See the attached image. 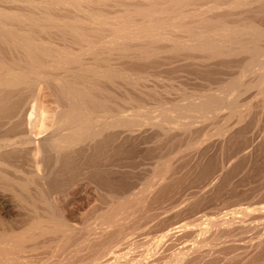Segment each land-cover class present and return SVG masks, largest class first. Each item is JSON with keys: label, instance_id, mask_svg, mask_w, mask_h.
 I'll return each mask as SVG.
<instances>
[{"label": "bare ground", "instance_id": "bare-ground-1", "mask_svg": "<svg viewBox=\"0 0 264 264\" xmlns=\"http://www.w3.org/2000/svg\"><path fill=\"white\" fill-rule=\"evenodd\" d=\"M263 110L264 0H0V264H253L264 239L232 236L264 205L188 229L163 218L232 187L229 167L251 156L248 119ZM233 137L236 162L199 166L215 138ZM188 159L200 177L179 184ZM159 215L139 254L137 225Z\"/></svg>", "mask_w": 264, "mask_h": 264}, {"label": "rangeland", "instance_id": "rangeland-1", "mask_svg": "<svg viewBox=\"0 0 264 264\" xmlns=\"http://www.w3.org/2000/svg\"><path fill=\"white\" fill-rule=\"evenodd\" d=\"M251 92L253 93H255V90H253V91H250L249 93L247 92V93H245L242 97L244 98H241L242 99V101L243 100H248V99H250V95H251ZM253 93V94H254ZM252 94V95H253ZM251 95V96H252ZM42 99L44 98L43 96L41 97ZM264 111V110H263ZM256 112L250 119H248L249 121H250V123H255L256 125H253V124H250V126L249 127H247V129H246V131H245V133H244V137L248 140H246L245 142H247V143H245V142H243V143H245V145H247V144H252L253 145V147L251 146L250 148L248 147V149L247 150H249V152L248 153H250L251 154V156H250V154H249V156H250V158H251V160H250V162H249V160L248 159H250V158H247L248 157V155H247V160L245 161L246 162V164H245V162H244V164L243 165H241L240 167H238V163H239V161H237V159L236 158H234L233 156H232V154H233V152H234V149L236 148V145L233 143V142H235L236 140V142H238V140H240V138L239 137H233V138H231V139H235V140H231L230 139V141L234 144H232L230 141H228L227 143L229 144V142H230V144L232 145L231 147L233 148L234 146H235V148H233V149H231L230 148V146H228L229 148H227V147H225V146H227L228 144L227 143H225V144H227V145H225V146H223L222 148L220 147V145H219V140H217L216 138H215V144H213V145H216V146H212V147H214L213 148V150L211 149V147L207 150V152L209 153H205L204 154V156H207V157H204L203 156V161H204V163H202L201 164V162L199 163L200 165L199 166H201L202 165V167L203 166H206L207 164H209V165H207L208 167H210V169L211 168H213V169H211V170H216V168H218V165H220V163H221V161H220V163H219V159H223V156H231V157H229V158H232L231 159V161H230V159H229V161L228 162H232V161H237V163H234L235 164V166H232V165H234V164H231V166L229 167V170H232V169H235V172H234V170H232V171H229L228 172V176H230V177H232V178H230V177H228L229 179H231L232 180V182H229V181H231V180H227V177L224 179V180H221V182L222 183H226V182H229V184H231L232 183V187L230 188V189H221V190H219L216 194H214V195H211L210 194V196H208V195H206V196H201L200 197V199H202V197H203V199L204 200H201L200 201V199H199V202L198 203H196L195 205H194V207H193V211H195L194 212V214L195 215H193V211L191 212V213H189L188 214V212L186 213L185 212V214H184V212H178L180 215H178V216H173V215H177L178 213L176 212L175 213V208L174 209H170V207L172 206H170V207H168L169 209L167 210L169 213H167V211L166 212H164L167 216V218L165 217V214L164 213H162L161 214V217H165V218H163V223H164V221L166 222V220L169 218V216H170V218L167 220V222L169 223L170 221V223H172V221L174 222V220L175 219H177V221L178 220H180L181 222H183V223H187V229L188 228H192L193 227V225L194 224H196V223H199V222H204L203 223V225L207 222V220L209 219V216H210V218H215V215H216V217H218V216H220V215H223V211L225 212V211H228V210H231V209H234V208H238V207H240V204H241V207H248L249 209L250 208H252V207H259V206H261V205H264V147H262V144L264 145V139L263 140H261L262 138L260 137V135L261 134H263V129H264V112ZM260 114V115H259ZM256 115V116H255ZM258 115V116H257ZM43 115H41L40 116V118H39V120H40V122L39 121H37L38 122V124L39 123H41L42 121H41V119L43 120V117H42ZM257 118V119H256ZM260 118V119H259ZM261 123V124H260ZM36 125H37V123H36ZM252 125V126H251ZM41 126V124L38 126H36V128L34 129V132H37L38 130L37 129H39V127ZM249 128V129H248ZM248 130V131H247ZM252 130V131H251ZM256 130V131H255ZM260 133V134H259ZM248 136V137H247ZM243 137V136H242ZM243 137V138H244ZM238 138V139H237ZM256 140H255V139ZM261 138V139H260ZM252 139V140H251ZM258 139H260V140H258ZM212 140H213V138H212ZM217 140V141H216ZM254 140V141H253ZM251 141H253V142H251ZM257 141V142H256ZM258 141H260L262 144L260 145L259 144V142ZM211 142L213 143L214 141H210V144L209 145H211ZM235 142V143H236ZM256 142V143H255ZM217 143V144H216ZM239 143V142H238ZM259 144V148H261L260 150L258 149V148H256L255 146H254V144ZM237 144V143H236ZM257 144V145H258ZM217 145H218V147L220 148H215V147H217ZM261 146V147H260ZM251 148H253V149H251ZM255 148H256V150H255ZM219 150L220 152L223 150L224 152H226V154H228L229 153V150H230V154H228V155H226L223 151V153L221 152H219V151H217V150ZM224 149H226V151L224 150ZM228 149V150H227ZM258 149V150H257ZM251 150H253V152L251 151ZM215 153H214V152ZM233 151V152H232ZM260 151V152H259ZM254 153V154H252V153ZM206 154H208V155H206ZM213 154V155H212ZM221 155V156H218V155ZM260 154V155H259ZM220 157V158H219ZM210 158V159H209ZM224 158H226V157H224ZM201 159V160H202ZM216 159V160H215ZM227 159V158H226ZM189 160V159H188ZM200 160V161H201ZM258 160V161H257ZM190 161V162H189ZM189 161H187V163L188 164H190L192 161H191V159L189 160ZM202 161V162H203ZM216 161V162H215ZM186 162V161H185ZM249 162V165H247V163ZM216 163V164H215ZM241 163V162H240ZM187 164V165H188ZM194 164V161L191 163V165H190V167H189V165H188V167L186 168L185 166V169H187L188 170V168L190 169L191 168V171H189V172H187L188 174H190V176L186 173L185 175H184V178L182 177V179L179 181L178 180V182L177 183H182V181H183V183L184 184H187V183H196V181H197V179L200 177V176H198L199 174H197V173H199L198 172V170H199V166L198 167H193L192 165ZM183 167V168H184ZM192 167L195 169V170H193L192 169ZM235 167V168H234ZM40 168V169H39ZM232 168V169H231ZM239 168V169H238ZM240 168L242 169L241 170V172L242 173H240L239 171H240ZM38 169L39 170H41L42 169V167L39 165L38 166ZM198 169V170H197ZM193 170V171H192ZM197 170V171H196ZM196 171V172H195ZM190 172H195V174L194 173H190ZM231 172V173H230ZM232 172H233V174H232ZM251 172V173H250ZM237 173H238V175H237ZM244 173V174H243ZM231 174V175H230ZM241 174V175H240ZM262 175V176H261ZM185 176L187 177V178H185ZM235 177V178H234ZM190 178V179H189ZM192 178V179H191ZM186 179V180H185ZM237 179V180H236ZM239 179V180H238ZM261 179V180H260ZM186 181V182H185ZM214 181H215V179H214ZM226 181V182H225ZM235 181V182H234ZM254 182V183H253ZM221 183V184H222ZM244 183V184H243ZM224 184H222L223 186H221L220 185V187H226V185H227V187L226 188H229V186H231V185H229L228 183H226L225 185ZM229 185V186H228ZM247 185V186H246ZM239 186V187H238ZM255 187V188H254ZM241 190H243L242 192H241ZM253 190V191H252ZM190 191L191 190H186V191H183V192H179V193H175V194H173L172 196H171V198H170V201L171 202H169V203H172L173 201L175 202H178V201H181L182 199H184V198H186V197H190L189 196V193H190ZM228 191H229V193H228ZM230 192H232V193H230ZM237 192V193H236ZM225 193V194H224ZM234 193V194H233ZM221 194V195H220ZM227 194V195H226ZM243 194V195H242ZM253 194V195H252ZM240 195L241 196H243V197H240ZM249 195V196H248ZM246 196V197H245ZM220 197V198H219ZM230 197V198H229ZM233 197V198H232ZM166 199L165 200H167V198H168V201H169V197L167 196V197H165ZM214 198V199H213ZM261 198V199H260ZM216 199V200H215ZM236 199V200H235ZM239 199H242V200H240L239 201ZM258 201H257V200ZM173 200V201H172ZM211 200V201H210ZM238 200V201H237ZM260 200V201H259ZM168 201H166V202H168ZM207 201V202H206ZM235 201V202H234ZM244 201V202H243ZM250 201V202H249ZM263 201V202H262ZM228 202V203H227ZM231 202V203H230ZM253 202V203H252ZM258 202L260 203V204H258ZM200 203V204H199ZM233 203V204H232ZM238 203V206L237 205H235V204H237ZM257 203V204H256ZM263 203V204H262ZM250 204V205H249ZM255 204V205H254ZM233 205V206H232ZM249 205V206H248ZM252 205V206H251ZM257 205V206H256ZM237 206V207H236ZM216 207V208H215ZM218 207V208H217ZM224 209V210H223ZM198 210H200V211H198ZM171 211H172V213H171ZM218 211V212H217ZM174 212V213H173ZM198 212V213H197ZM256 211H252V212H250L248 215H246L244 218L246 219V222L250 225V227H249V230H247V232L245 233V234H243L242 235V237L244 238V240H243V238L241 237V236H239V235H234V236H232L233 238H234V243H236V244H238V243H242V242H248V244L250 245V244H252L253 242H255L257 239H258V236L259 237H262L263 239H264V218L262 217V218H255V216H257L258 215V213L256 212ZM215 213H220V214H215ZM5 213H4V210H2L1 209V207H0V215H4ZM63 214H65V216L72 222V223H74L76 226H78L80 223H79V221L77 220V218L74 216H72V215H70V214H68L67 212H63ZM182 214H184V215H182ZM213 214H215L214 216H213ZM253 214V215H252ZM188 215H192L191 217H189ZM204 215V216H203ZM174 218H173V217ZM193 216H194V218L195 217H199V218H201V219H199V220H195L194 218H193ZM208 216V217H207ZM235 216H241L240 214H236ZM254 218V220L251 218ZM254 216V217H253ZM184 217V218H183ZM203 217V218H202ZM248 217H250L249 219H248ZM76 218V219H75ZM160 218V215H159V217L156 219V218H154V220H152V219H149V220H145V221H143L144 223H142V221L140 222V224H138L137 226H139V225H143V228H137V230H139L140 232H142L141 234H142V236H140L139 235V231H135V234L133 235L134 236V239H135V237H136V240H138L139 241V245H141V246H137V248L135 249L136 251H138L139 249L141 250H139L138 251V253L140 254V253H143L144 254V251L146 250L145 248H148L149 247V245L151 244V242H152V239H154V237H155V239L157 238V236L161 233V231L160 230H162L161 228H159L160 227V221H162V218L161 219H159ZM182 218V219H181ZM160 221H159V220ZM164 219H166V220H164ZM247 219H248V221H247ZM156 220H158L159 221V223L156 221ZM239 220V217H237V218H235V220L234 221H238ZM147 221H148V223H147ZM176 221V220H175ZM146 222V223H145ZM192 222V223H191ZM8 223V225L10 226H8V225H6ZM162 223V222H161ZM162 223V224H163ZM167 223V224H168ZM237 223V222H236ZM255 223V224H254ZM263 223V224H262ZM1 224V223H0ZM17 223H14V224H10V222H5V225H4V227L6 226L7 228L9 227V228H14V227H16V226H19L20 224L18 223L17 225H16ZM166 224V225H167ZM191 224V225H190ZM261 224V225H260ZM142 225H141V227H142ZM164 225H165V223H164ZM163 226V225H162ZM2 227V225L0 226V230L3 228H1ZM149 227V228H148ZM252 227V228H251ZM255 227V228H254ZM141 229V230H140ZM257 230V231H256ZM260 230H263V231H260ZM257 232V233H256ZM137 233H138V235L140 236H138L137 235ZM144 233V234H143ZM145 234H146V236H145ZM178 235H179V240L181 241L182 240V235H187V234H190V233H188V231H184L183 233H182V235H180L181 234V232H180V234L179 233H177ZM177 234H176V236H175V238H172V240H171V243H172V241H177V239H176V237H178L177 236ZM252 234V235H251ZM256 234H258L257 236H255ZM135 235H137V236H135ZM245 235V236H244ZM189 236V238L187 237V239H188V241H186L187 239H186V236H183L184 238L183 239H186L185 240V242L186 243H190L189 241L192 239V238H190V235H188ZM138 237V238H137ZM232 237L230 238V239H232ZM236 237V238H235ZM247 237V238H246ZM257 237V238H256ZM240 238V239H239ZM142 239V240H141ZM154 239V240H155ZM173 239H176V240H173ZM225 239H228V238H222V240H225ZM237 239H239L238 241H237ZM242 239V240H241ZM144 240V241H143ZM242 241V242H241ZM250 241H251V243H250ZM179 241H177V242H173L172 244H176V243H178ZM167 243H168V241H167ZM144 245V246H143ZM148 245V246H147ZM142 249H141V248ZM139 248V249H138ZM144 249V250H143ZM166 249V248H165ZM251 249V250H250ZM162 250V249H161ZM161 250H159V252L161 251ZM248 250H250V251H253V249H252V247H249L248 248ZM143 251V252H142ZM164 252H161V253H164L163 254V256L165 255V250H163ZM237 251H239V250H237ZM241 251V250H240ZM256 251L254 250V253H255ZM137 253V252H136ZM137 253V254H138ZM160 253V255H162ZM264 256L262 255V256H260V257H258V258H260V259H256L255 261L257 262V260L259 261V262H254L253 264H264V258H263ZM161 259H162V261H164V262H160L161 261ZM160 260H159V264H165V261H166V259H167V256L165 257V259L164 258H161ZM262 260V261H261ZM260 261H261V263H260Z\"/></svg>", "mask_w": 264, "mask_h": 264}]
</instances>
